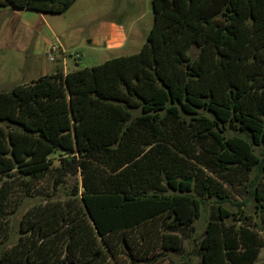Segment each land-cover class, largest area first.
Returning a JSON list of instances; mask_svg holds the SVG:
<instances>
[{
    "label": "trees",
    "instance_id": "trees-1",
    "mask_svg": "<svg viewBox=\"0 0 264 264\" xmlns=\"http://www.w3.org/2000/svg\"><path fill=\"white\" fill-rule=\"evenodd\" d=\"M75 1L0 7L62 15ZM151 4L140 52L0 93V237L18 199L73 182L69 200L27 212L0 264L151 262L182 250L212 198L201 264H258L264 204L260 226L223 203L264 172V0Z\"/></svg>",
    "mask_w": 264,
    "mask_h": 264
},
{
    "label": "rangeland",
    "instance_id": "rangeland-1",
    "mask_svg": "<svg viewBox=\"0 0 264 264\" xmlns=\"http://www.w3.org/2000/svg\"><path fill=\"white\" fill-rule=\"evenodd\" d=\"M18 14L9 10L0 11V38L4 29H12L13 36L0 40V93L11 91L15 86L30 84L42 75L54 74L58 67H63L58 60L51 62L48 54L34 56L32 52L21 53L18 50L19 35L17 33L34 36V32L40 33L49 30L41 22L32 20L28 26L18 25ZM52 16V17H51ZM51 28L58 38L57 45L65 50V62L69 71L91 68L101 63L140 52L146 41L153 22L154 15L151 0H76L71 8L62 15H50L48 19ZM121 26L127 36L124 44L116 48H109L110 26ZM2 27L4 28L2 31ZM99 38L100 42H97ZM199 50L192 48L190 54L196 58ZM78 58V61L76 62ZM139 112H135L137 116ZM229 135H235L229 132ZM257 156L263 160L262 147H255ZM57 158V156H56ZM58 161L55 160V165ZM245 186L232 188L229 192V200L223 206L232 213L250 216L254 222L262 226L261 217L263 202L256 200L253 191L261 186L264 189V172L256 168L249 174ZM44 187L47 184L43 185ZM73 182L63 183L54 191L41 194L26 195L18 199V208L9 216V239L0 237V257L10 247L15 245L21 236L23 220L27 212L36 204L51 202H65L69 200ZM217 203L214 198L205 201L202 206L201 216L191 228L180 230L178 234L183 238V248L179 253H165L151 262H136V264H183L190 261L191 264H201L200 243L207 227L208 221L216 214ZM233 220L229 219L228 223ZM193 228V230H192ZM65 255V254H64ZM264 262V250L260 255L258 264Z\"/></svg>",
    "mask_w": 264,
    "mask_h": 264
},
{
    "label": "crops",
    "instance_id": "crops-1",
    "mask_svg": "<svg viewBox=\"0 0 264 264\" xmlns=\"http://www.w3.org/2000/svg\"><path fill=\"white\" fill-rule=\"evenodd\" d=\"M6 10H9L12 13L18 14L17 17H18V19H20L18 25H22L21 26L22 28H23V25L28 26L32 20V23H34L35 21L41 22L49 30V33L46 32V30L41 31L40 33L34 32V36L28 35L27 39H26L27 34H23L22 32L19 31V33H17L19 35L18 50H20L21 53L32 52L33 55L37 56V57L41 56L42 54L45 55V53H46V55L48 54L49 60L51 62H54L56 60H58V62H62L63 67L62 68L58 67L56 71L60 70L64 74L70 72L68 70V68L66 66H64L62 54L58 53L55 56L54 60L50 59V48L52 45H55L56 42L58 43V41H59L58 38L56 37L55 31L51 28V26L49 24L50 21L48 19L50 18V14H43V13L30 11V10H16V9L11 8V7H0V11H6ZM3 29L4 28L2 27V31H3ZM108 32L110 35L109 39H108V43H107L109 48L113 49V48L119 47L122 44H124L127 36L125 35L121 26L112 24L110 26V31L108 30ZM12 36H13L12 29L11 30L10 29H7V30L4 29L0 40L3 38L12 37ZM97 42L98 43L100 42L99 38H97ZM42 76H45V75H42ZM42 76H40V77H42Z\"/></svg>",
    "mask_w": 264,
    "mask_h": 264
},
{
    "label": "built area",
    "instance_id": "built-area-1",
    "mask_svg": "<svg viewBox=\"0 0 264 264\" xmlns=\"http://www.w3.org/2000/svg\"><path fill=\"white\" fill-rule=\"evenodd\" d=\"M58 53L62 54V56H63L62 58H63V61H64V66H66V63H65V53L66 52H65L64 48L62 46H60V45H57V44L52 45L51 48H50V59L54 60L55 56ZM78 58L79 57H77L76 62L78 61Z\"/></svg>",
    "mask_w": 264,
    "mask_h": 264
}]
</instances>
